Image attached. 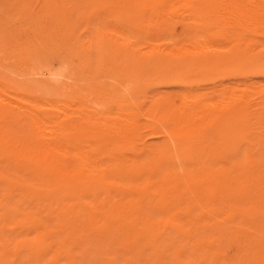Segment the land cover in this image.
<instances>
[{"label": "rangeland", "instance_id": "374dc122", "mask_svg": "<svg viewBox=\"0 0 264 264\" xmlns=\"http://www.w3.org/2000/svg\"><path fill=\"white\" fill-rule=\"evenodd\" d=\"M126 1L0 0V172L36 189L0 178V264H264V0ZM235 44V59L206 61ZM44 68L80 86L45 94L31 85ZM119 81L137 89L147 161L134 176L117 166L135 156L116 125L128 123L111 95ZM91 107L105 112L99 125L75 115L78 139L44 150L63 109ZM166 124L188 161L179 182L154 132ZM70 170L85 207L44 177Z\"/></svg>", "mask_w": 264, "mask_h": 264}, {"label": "bare ground", "instance_id": "6f19581e", "mask_svg": "<svg viewBox=\"0 0 264 264\" xmlns=\"http://www.w3.org/2000/svg\"><path fill=\"white\" fill-rule=\"evenodd\" d=\"M123 2H126L127 3V1L126 0H123ZM139 10V9H141V6H137L136 7V10ZM263 33V32H262ZM245 38V37H244ZM208 39V38H207ZM206 39V40H207ZM237 39V38H236ZM174 40V39H173ZM208 41V40H207ZM222 43V42H221ZM220 45V44H219ZM239 44H235L234 46H232V47H230V48H228L226 51L224 50V52H225V54L223 55V56H221L219 53V55L220 56H217V55H215V54H213L212 56H210L209 58L207 57V60L206 61H209V62H220V61H226V60H229V59H232V58H234V57H238V56H240L241 54H243V52H241L242 50L241 49H239ZM205 48V47H204ZM222 48H224V47H222ZM155 49V48H154ZM225 49V48H224ZM156 50V49H155ZM159 50V49H158ZM216 50V49H215ZM153 51V50H152ZM183 51V50H182ZM133 53H135V50H133L132 51V54ZM150 53H152V52H150ZM154 53H155V51H154ZM171 53H173V52H171ZM231 53V54H230ZM182 54H183V52H182ZM181 54V55H182ZM2 55V54H1ZM70 56V55H69ZM174 56V55H173ZM175 56H177V55H175ZM177 57H181V56H177ZM68 58V57H67ZM235 59V58H234ZM194 62H198V64H199V62L200 61H191V62H188V63H192V64H194ZM235 62V61H234ZM181 63V62H180ZM147 65V64H146ZM151 67V66H150ZM196 67V66H195ZM136 67H133L132 69L134 70ZM165 69V68H164ZM34 70V69H33ZM132 70V71H133ZM151 71V70H150ZM142 72V71H141ZM147 72V71H146ZM76 73V72H75ZM29 74H30V72H29ZM153 74V73H152ZM34 75H35V77H34V79L32 78V82L33 83H31V85H33V87L34 88H38V89H41V91L42 92H44L45 94H48V95H50V94H52V93H56V92H60L61 94H67V95H73V92H74V90H75V86L76 85H79V84H77L76 83V81L80 78H78L77 76H74L73 74H69V75H67L66 73H63L62 71H55V70H52V69H48V68H44V69H42V70H38L37 72H34ZM126 77V76H125ZM172 77V76H171ZM140 80V79H139ZM75 81V82H74ZM129 83V82H128ZM143 83V82H142ZM150 84V83H149ZM148 84V85H149ZM145 85V84H144ZM80 86V85H79ZM143 86V85H142ZM78 87V86H77ZM146 87H147V85H146ZM79 88H81V87H79ZM140 89L141 88H139V92H141L140 91ZM145 89V88H144ZM80 90V89H79ZM147 90V89H146ZM76 91V90H75ZM77 91H78V88H77ZM4 92V91H3ZM9 92V91H8ZM84 93V92H83ZM253 94V93H252ZM83 95V94H82ZM111 95H112V97L114 98V102H116L117 103V105H115V107L117 108V107H119V109L120 110H118V111H120L119 112V116H123V117H126L124 120H126L128 123L127 124H124L123 123V125L121 124V123H117L116 122V125H118V126H120L119 128V130H121V132H124L125 134H127L126 136L128 137H131V138H133V139H131V141H130V143H129V147H130V149L133 151V152H135V156L131 159V160H129V159H127V160H125V158H123L124 160H121L120 159V161L119 162H117V166H119V168H121L125 173H128L127 175H131V176H134V175H136L138 172H139V170L140 169H142V167L144 166V164H146V161H143V159H142V156L140 155V152H138V150H136L135 149V147L137 146L136 145V142H135V138H136V136H137V133H138V131H139V129H140V127H139V124H138V116H139V113H138V110L136 109L137 107L133 104V99L134 98H136L137 96V89H136V87L134 86V85H132V86H130L129 88H128V86H126V84H125V82H123V81H119V83L118 84H116V85H114V87H113V90H112V92H111ZM247 95H250L249 93L247 94ZM247 95H245V96H247ZM229 96V95H228ZM264 96V95H263ZM17 97V96H16ZM88 97V96H87ZM90 97H91V95H90ZM20 98H21V96H20ZM48 98H50V97H48ZM47 98V99H48ZM92 98V97H91ZM221 98V97H220ZM252 98V97H251ZM254 98V97H253ZM17 99H19L18 97H17ZM22 99V98H21ZM47 99H45V100H47ZM75 99V98H74ZM86 99V98H85ZM89 99V98H88ZM107 98H105V100H106ZM245 99V98H244ZM243 99V100H244ZM67 100V99H66ZM90 100V99H89ZM88 100V101H89ZM91 100H93V101H91L92 103L91 104H94V100L95 99H91ZM101 100V99H100ZM108 100V99H107ZM215 100V99H214ZM249 100V99H248ZM251 100V99H250ZM250 100H249V102H250ZM75 101V100H74ZM85 102V104H86V102H88V101H86V100H84ZM98 101H99V99H98ZM244 101H247V100H244ZM47 103L49 102L50 103V101H46ZM57 102V101H56ZM63 102V100H61V103ZM109 102V101H108ZM107 102V103H108ZM113 102V103H114ZM223 102H224V100H223ZM248 102V101H247ZM75 103V102H74ZM89 103V102H88ZM96 103H97V105L100 103H98L97 101H96ZM101 103H103V104H105L106 105V103H104V102H101ZM231 103V102H230ZM53 104H55L54 103V101L50 104V105H53ZM65 104H68L66 101H65ZM71 104V103H70ZM90 104V103H89ZM91 104H90V106H91ZM163 104H164V102H163ZM226 104V103H225ZM46 105V104H45ZM95 105V104H94ZM231 105V104H230ZM233 105V104H232ZM243 105V104H242ZM48 106V105H47ZM55 106V105H54ZM53 106V107H54ZM60 106H61V104H60ZM60 106H57L56 105V107H54V108H57V109H60ZM99 107L100 106H102V104L101 105H98ZM107 106V105H106ZM138 106V105H137ZM229 106V105H228ZM241 106V105H240ZM85 107H87V105L85 106ZM141 107V106H140ZM161 107V106H160ZM182 107V106H181ZM242 107V106H241ZM53 108V109H54ZM66 108V107H65ZM101 108H104L105 109V107H101ZM156 108V107H155ZM154 108V109H155ZM176 108H178V105H177V107ZM222 108H223V106H222ZM56 109V110H57ZM153 109V108H152ZM250 109V108H249ZM49 111V110H48ZM52 110H50L49 112H51ZM63 111H64V121L63 122H61L60 124H57L56 125V127L54 128V131L52 132V134H51V136H50V138H49V145H50V147L51 148H48L47 146H45L44 147V150L46 151V150H50V149H53V146H56V145H58L59 143L61 144V143H63V142H69V143H71V142H73V141H75V139H78L77 138V129H78V126L75 124V118H76V116H81L82 117V119H85V118H87V116H88V114H93V116H94V122H93V125H94V127H96L97 125H99L104 119H105V112H104V110L103 109H99V108H97V107H91L90 108V110H87V109H85V110H80L79 112H75V111H72L71 109H63ZM117 111V110H116ZM175 111V110H174ZM178 111V110H177ZM199 111V110H198ZM206 111V110H205ZM181 112H184V111H182L181 110ZM221 112V111H220ZM54 113V112H53ZM58 113V112H57ZM170 113V112H169ZM177 113V112H176ZM211 113V112H210ZM47 114L49 115V113L47 112ZM63 114V113H62ZM62 114H60V112H59V114H58V117L60 116V115H62ZM173 114V113H172ZM174 114H175V112H174ZM177 114H179V113H177ZM208 114V113H207ZM47 115V116H48ZM56 115V114H55ZM55 115H53V116H55ZM76 115V116H75ZM115 115V114H114ZM176 115V114H175ZM174 115V116H175ZM181 115V114H180ZM46 116V117H47ZM50 116H52V114H50ZM49 116V117H50ZM75 116V117H74ZM170 116H172V115H170ZM174 116H172V117H174ZM201 116H203V115H201ZM208 116V115H207ZM213 116V115H212ZM44 117V116H43ZM49 117H47V118H49ZM120 117V118H121ZM149 117V116H148ZM169 117V116H168ZM214 117V116H213ZM45 118V117H44ZM109 118V117H108ZM150 118V117H149ZM177 118V117H176ZM197 118V117H196ZM200 117H198V119H199ZM202 118V117H201ZM215 118V117H214ZM218 118V117H217ZM110 119V118H109ZM164 119H166V118H164ZM174 119V118H173ZM189 119V118H188ZM187 119V120H188ZM198 119H197V121H198ZM213 119V118H212ZM216 119V118H215ZM57 120V119H56ZM117 120V119H116ZM170 120V119H169ZM193 120V119H192ZM214 120V119H213ZM46 121V120H45ZM48 121V120H47ZM109 121V120H108ZM160 121V120H159ZM158 121V122H159ZM211 121V120H210ZM84 123L83 124H87L88 123V121L87 120H84L83 121ZM112 122V121H111ZM115 122V121H114ZM166 122H168V121H166ZM106 123V122H105ZM163 123V122H162ZM172 123V122H171ZM107 124V123H106ZM155 124H157V123H155ZM169 124V123H168ZM188 124V123H187ZM199 124V123H198ZM208 124V123H207ZM116 125H114L115 127H116ZM108 126V125H107ZM110 126H111V124H110ZM114 126H112V129H113V127ZM53 127V126H52ZM84 127V126H83ZM100 127V126H99ZM166 129H162V128H160V129H157V130H154V132H159V133H162L163 135H165V137L167 138L166 139V141L164 142V150H163V154H166L165 156H164V158H165V161H168V164L171 166V167H173L174 169H173V171H174V173H176V180H177V182H179V180L181 179V175L179 174V165L181 164L183 167H185V168H187L188 167V161H187V157H185V155H184V152H183V142H181V135H179L177 132H174L171 128H170V126H168L167 124H166ZM193 127V126H192ZM112 129H111V131H112ZM153 129V128H152ZM174 129V128H173ZM193 129V128H192ZM101 130V129H100ZM103 130V129H102ZM109 130V129H108ZM118 130V131H119ZM103 132V131H102ZM168 132V133H167ZM117 133V132H116ZM123 133V134H124ZM104 134V133H103ZM139 134V133H138ZM79 135V134H78ZM109 135V134H108ZM195 135V134H194ZM199 135V134H198ZM223 135V134H222ZM102 136V135H101ZM103 137V136H102ZM109 138H110V135L108 136ZM125 137V136H124ZM226 137V136H225ZM41 138V137H40ZM104 138V137H103ZM123 138V137H122ZM141 138V137H140ZM114 139V138H113ZM173 139V140H172ZM5 140V139H4ZM104 141V140H103ZM197 141V140H196ZM199 141V140H198ZM220 141V140H219ZM107 141L105 140V143H106ZM109 142V141H108ZM204 143V142H203ZM103 144V143H102ZM74 145H76V144H74ZM108 145V144H107ZM209 145V144H208ZM73 146V145H72ZM41 147V146H40ZM201 147V146H200ZM250 147V146H249ZM32 148V147H31ZM146 148V147H145ZM203 148V147H202ZM41 149V148H40ZM77 149H78V147H77ZM116 149V148H115ZM116 150H118V149H116ZM198 150V149H197ZM196 150V151H197ZM209 150H211V148L209 149ZM1 151V150H0ZM41 151V150H40ZM77 151V150H76ZM92 151V150H91ZM119 151V150H118ZM117 151V152H118ZM50 152V151H49ZM176 152H177V156L179 157V161L177 160V158H176ZM1 153V152H0ZM3 153V152H2ZM1 153V154H2ZM48 153V152H47ZM72 153V152H71ZM199 153V152H198ZM69 154V153H68ZM67 154V155H68ZM6 155V154H5ZM41 155V154H40ZM43 155V154H42ZM47 155V154H46ZM117 155H119L118 153H117ZM259 156H260V154H258ZM257 155V156H258ZM65 156V155H64ZM188 156H190V155H188ZM8 157V156H7ZM86 157V156H85ZM89 157V156H88ZM121 157V156H120ZM120 157H118V158H120ZM9 158V157H8ZM26 158H27V156H26ZM34 158V157H33ZM50 158H51V156H50ZM83 158V157H82ZM2 159H4V158H2ZM10 159V158H9ZM45 159V158H44ZM71 159H73V158H71ZM114 159V158H113ZM0 160H1V158H0ZM6 160V159H5ZM23 160V159H22ZM66 160V159H65ZM76 160V159H75ZM78 160V159H77ZM189 160V159H188ZM28 161V164L29 165H33L32 167H34L35 166V161L34 160H27ZM55 161H57V160H55ZM190 161V160H189ZM194 161H195V159H194ZM9 162V161H8ZM12 162H13V160H12ZM60 162V161H59ZM96 162V161H95ZM254 162V161H253ZM75 163H77L76 161H75ZM194 163V162H193ZM192 163V164H193ZM225 163V162H224ZM69 164H70V162H69ZM79 164H80V162H79ZM29 165H27V166H29ZM108 165H109V163H108ZM81 166V165H80ZM19 167V166H18ZM194 167V166H193ZM26 168V167H25ZM59 168V167H58ZM97 168V167H96ZM192 168V167H191ZM195 168V167H194ZM62 169V168H61ZM81 169H82V166H81ZM107 169V168H106ZM8 170V169H7ZM99 170H100V168H99ZM103 170V169H102ZM170 170V169H169ZM215 170H216V172H218L219 174H222V172H220V168H218V169H216L215 168ZM96 171V170H95ZM147 171V170H146ZM98 172H100V171H98ZM1 173V177L0 178H5V176H2V172H0ZM114 173V172H113ZM98 174H100V173H98ZM4 175V174H3ZM106 174H104L103 176H105ZM102 176V177H103ZM185 176V175H184ZM44 177H46V179H47V181H49L50 183H51V185L53 186V189L55 188V187H58L59 185H62L63 186V189H64V194H66V195H68V196H71L72 198H73V200H74V204L75 205H81V207H85V204H84V202H82L81 200H80V198H79V196H78V194H77V192L75 191V188H77L76 187V182L78 181V179H76V175L74 174V172L73 171H67L66 173H65V175L63 176V177H58V176H56V175H52V174H48V173H45V176ZM101 177V178H102ZM100 178V179H101ZM144 178V177H143ZM203 178V177H202ZM222 178V177H221ZM146 179V178H145ZM256 179V178H255ZM5 180V181H4ZM3 181V183H5L6 182V184H7V186L8 187H10V189L11 188H15V187H21L23 190H26V191H30V192H34L36 189H34V188H31L30 189V187H28L27 185H23V184H20V183H16L12 178H10V177H7L6 176V178L4 179ZM103 181V180H102ZM137 181V180H136ZM134 182V181H133ZM189 183V182H188ZM224 185V184H223ZM253 185H254V183H253ZM256 185V184H255ZM6 186V187H7ZM81 186V185H80ZM166 186V185H165ZM169 186V185H168ZM168 186H166V187H168ZM97 187H99V186H97ZM188 187V186H187ZM89 188V187H88ZM197 188V187H196ZM52 189V190H53ZM57 189V188H56ZM9 190V189H8ZM192 190V189H191ZM168 191V190H167ZM217 193V192H216ZM218 194V193H217ZM145 195H147V194H145ZM258 195V194H257ZM208 198H209V196H208ZM149 199V198H148ZM153 199V198H152ZM113 200V199H112ZM115 200H117V199H115ZM144 200V199H143ZM118 201V200H117ZM132 201H133V208H132V211L135 213V215H136V219L138 218V216H139V214H140V212H139V210H140V208H139V204H140V198H138V195H137V193H134V195H133V197H132ZM212 201V200H211ZM57 202V201H56ZM121 202V201H120ZM106 205V204H105ZM38 206V205H37ZM40 206V205H39ZM46 206V205H45ZM195 206V205H194ZM63 207V206H62ZM223 212V211H222ZM68 213V212H67ZM25 214V213H24ZM29 216V215H28ZM70 217H71V215H70ZM264 217V216H263ZM72 218V217H71ZM75 218V217H74ZM144 218V217H143ZM80 219V218H79ZM78 219V220H79ZM135 219V220H136ZM139 219V218H138ZM69 220H70V218H69ZM122 220V219H121ZM83 222V221H82ZM262 222V221H261ZM29 223V222H28ZM31 223H32V220H31ZM46 227V226H45ZM215 228V227H214ZM128 229V228H127ZM213 229V228H212ZM19 230H21V229H19ZM135 230V229H134ZM133 230V231H134ZM136 231V230H135ZM197 231H199V230H197ZM185 232V231H184ZM140 235V234H139ZM141 235H143V234H141ZM187 236V235H186ZM153 241H155V240H153ZM123 242V241H122ZM145 242H147V241H145ZM150 242V241H149ZM161 242V241H160ZM125 243V242H124ZM61 249V248H60ZM58 250V249H57ZM150 253V252H149ZM7 258V257H6ZM204 259V258H203ZM53 260V259H52Z\"/></svg>", "mask_w": 264, "mask_h": 264}]
</instances>
